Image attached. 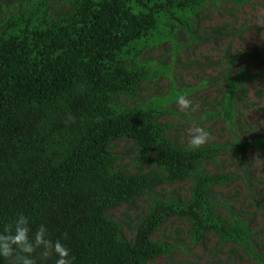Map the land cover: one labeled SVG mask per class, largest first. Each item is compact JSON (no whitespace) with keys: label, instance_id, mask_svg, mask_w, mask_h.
I'll list each match as a JSON object with an SVG mask.
<instances>
[{"label":"trees","instance_id":"1","mask_svg":"<svg viewBox=\"0 0 264 264\" xmlns=\"http://www.w3.org/2000/svg\"><path fill=\"white\" fill-rule=\"evenodd\" d=\"M69 19L46 21L38 11L8 20L0 29V233L18 214L29 220L30 238L44 224L75 257L73 264H145L166 252L151 236L167 217L188 220L197 239L210 232L232 243L257 264L253 231L230 209L229 221L213 214L209 192L228 175L201 170L222 148L178 146L154 122V108L120 110L111 98L132 97L147 73L120 61L157 31L161 20L190 31V19L204 0H75ZM243 55H224L227 66ZM240 75L226 72L222 110L231 119L242 92ZM136 145L139 163L155 169L129 175L114 170L111 141ZM264 146V140L246 147ZM239 145L232 150L238 156ZM191 180L186 201L157 198L128 242L107 211L128 204L161 184ZM67 233V237L64 234ZM259 233L264 234V227ZM37 264H55V255ZM0 264L7 261L0 257Z\"/></svg>","mask_w":264,"mask_h":264},{"label":"rangeland","instance_id":"2","mask_svg":"<svg viewBox=\"0 0 264 264\" xmlns=\"http://www.w3.org/2000/svg\"><path fill=\"white\" fill-rule=\"evenodd\" d=\"M78 7L75 0H0V29L8 20L37 8L51 23L71 18ZM237 54L243 57L227 66L224 55ZM120 64L142 66L147 75L136 83L132 97L111 98L118 109L154 108L159 112L154 122L165 126V137L178 146L190 148L189 128L198 125L211 133L212 138L200 148L222 149L206 158L201 170L230 177L211 187L213 214L229 221L230 209L244 220L264 255V234L259 233L264 227V146L246 147L248 142L264 140V0H204L190 19V31L161 20L153 36ZM226 72L243 79L230 120L218 116ZM181 95L195 111L181 110L177 103ZM234 145L240 147L238 156ZM107 151L115 157L114 170L137 175L155 169L152 160H136V145L130 139L111 141ZM191 184L184 180L145 190L130 203L107 211L105 219L116 223L130 242L152 199L186 201ZM151 240L167 250L145 264H257L210 232L196 239L183 217L165 218Z\"/></svg>","mask_w":264,"mask_h":264},{"label":"clouds","instance_id":"3","mask_svg":"<svg viewBox=\"0 0 264 264\" xmlns=\"http://www.w3.org/2000/svg\"><path fill=\"white\" fill-rule=\"evenodd\" d=\"M177 103L183 111H195L191 102L183 95L178 97ZM188 132L189 147L192 149L202 147L212 138L209 131L198 125L189 128ZM30 231L29 220L22 213L18 214L14 224L5 225L3 233H0V257H3L7 264H37L33 257L37 249L40 250L42 260L55 255V264H73L75 257L70 255V250L59 239L52 240L44 224L37 228L31 238ZM64 237H67V233Z\"/></svg>","mask_w":264,"mask_h":264}]
</instances>
